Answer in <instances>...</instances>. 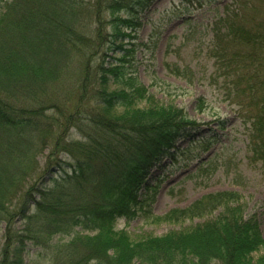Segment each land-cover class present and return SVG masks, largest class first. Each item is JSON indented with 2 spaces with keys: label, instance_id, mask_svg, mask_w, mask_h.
<instances>
[{
  "label": "trees",
  "instance_id": "16d2710c",
  "mask_svg": "<svg viewBox=\"0 0 264 264\" xmlns=\"http://www.w3.org/2000/svg\"><path fill=\"white\" fill-rule=\"evenodd\" d=\"M109 1L113 11L136 3L140 12L153 0ZM65 7L64 0H0V223L7 221L0 264H25L28 241L51 248L52 264H264L259 220L245 215L237 190L206 193L184 208L152 213L155 193L144 185L147 174L200 123L182 108L151 98L142 106L145 89L126 75L123 59L120 65L103 59L93 72L86 60L90 68L73 114L54 102L50 107L59 119L46 116L40 102L53 98L49 83L60 79L70 53L83 48ZM212 30L215 77L223 78L230 101L250 122V157L264 166V0H234ZM7 93L28 96L39 106L24 114L6 101ZM89 100L97 107L85 130L80 111ZM70 128L82 137L66 141ZM52 138L55 148L41 168L36 156ZM59 153L72 161L63 164ZM216 211L211 219L162 236L134 240L115 229L121 217L176 223ZM18 217L26 221L22 231L15 228ZM57 235L71 239L52 246Z\"/></svg>",
  "mask_w": 264,
  "mask_h": 264
},
{
  "label": "rangeland",
  "instance_id": "374dc122",
  "mask_svg": "<svg viewBox=\"0 0 264 264\" xmlns=\"http://www.w3.org/2000/svg\"><path fill=\"white\" fill-rule=\"evenodd\" d=\"M64 1L67 21L83 37L80 42L83 48L78 46L70 53L68 67L60 79L49 83L51 91L55 92L53 98L40 102L46 107V116L59 119L56 109L50 107L54 102L68 115L73 114L79 104V86L84 83L83 76L90 68V64L86 67V60L92 62L90 72L97 70L103 59L107 64L122 63L126 75L133 76L145 89L147 98L140 101L142 106L148 105L151 98L152 103L182 108L188 117L200 123L192 135L179 140L147 174L144 185L152 187L151 193H155L152 213L164 215L171 209L184 208L206 193L237 190L242 195L245 215L259 220L264 236V166L250 157L251 124L230 101L229 86L223 78L215 77V58L209 53L215 22L234 0H153L140 12H137L140 8L136 3L113 11L109 0L103 3L99 0ZM73 12L78 14L73 15ZM57 30L60 35L62 29ZM120 59H123L121 63ZM14 95L3 96L15 107L24 108V114L39 106L30 104L32 99L28 96ZM82 103L80 123L87 130L89 115L96 110L97 103L92 100ZM68 134L66 141L82 137V132L76 128H70ZM54 148L52 138L46 148L38 152V166L48 165ZM57 159H62L63 164L72 161L64 153H59ZM54 167L55 164L52 169ZM56 173L57 170L47 173L46 180L50 181ZM34 210L32 206L28 213H34ZM218 212L176 223L154 222L143 216L133 220L121 217L115 229H124L131 238L138 240L204 222ZM6 224V220L0 223V262L6 242ZM25 226L26 221L18 217L15 228L22 231ZM70 239V236L57 235L51 244H67ZM54 254L51 248L28 241L24 263L52 264ZM89 264L98 263L92 261Z\"/></svg>",
  "mask_w": 264,
  "mask_h": 264
}]
</instances>
